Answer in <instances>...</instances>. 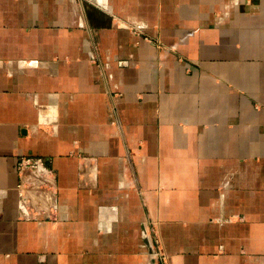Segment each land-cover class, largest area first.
Instances as JSON below:
<instances>
[{"label":"crops","instance_id":"0c3cea01","mask_svg":"<svg viewBox=\"0 0 264 264\" xmlns=\"http://www.w3.org/2000/svg\"><path fill=\"white\" fill-rule=\"evenodd\" d=\"M153 229L166 264H264V0H0V264H160Z\"/></svg>","mask_w":264,"mask_h":264},{"label":"built area","instance_id":"2783aa9c","mask_svg":"<svg viewBox=\"0 0 264 264\" xmlns=\"http://www.w3.org/2000/svg\"><path fill=\"white\" fill-rule=\"evenodd\" d=\"M18 190L26 214L50 212L54 208L56 174L41 157L22 156L17 163Z\"/></svg>","mask_w":264,"mask_h":264},{"label":"rangeland","instance_id":"374dc122","mask_svg":"<svg viewBox=\"0 0 264 264\" xmlns=\"http://www.w3.org/2000/svg\"><path fill=\"white\" fill-rule=\"evenodd\" d=\"M86 1V0H84ZM153 234H154V241H155V249H156V256L158 258V260L160 261V264H166V258H165V255L161 252L162 249H161V246H160V242H159V239L156 235V233L154 232V229H153Z\"/></svg>","mask_w":264,"mask_h":264}]
</instances>
